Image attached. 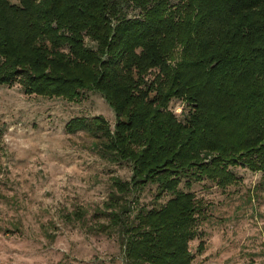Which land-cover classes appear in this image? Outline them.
Segmentation results:
<instances>
[{"label":"trees","instance_id":"trees-1","mask_svg":"<svg viewBox=\"0 0 264 264\" xmlns=\"http://www.w3.org/2000/svg\"><path fill=\"white\" fill-rule=\"evenodd\" d=\"M15 82L68 101L93 91L112 110V128L72 116L64 130L97 131L99 156L129 163L98 212L124 264H191L203 211L191 183L264 174V0H0V85ZM148 184L165 200L131 206Z\"/></svg>","mask_w":264,"mask_h":264},{"label":"rangeland","instance_id":"rangeland-1","mask_svg":"<svg viewBox=\"0 0 264 264\" xmlns=\"http://www.w3.org/2000/svg\"><path fill=\"white\" fill-rule=\"evenodd\" d=\"M181 104L168 102L166 110L174 113ZM72 116H102L110 128L114 122L93 91L68 101L24 94L17 82L0 85V264H124L120 238L115 230L100 232L106 220L98 212L111 178L129 179V163L99 156L94 143L104 137L97 131L66 132ZM232 170L237 179L223 188L206 179L191 183L203 208L199 237L189 242L191 264H264V174ZM154 194L148 184L126 198L131 206L150 207L167 197Z\"/></svg>","mask_w":264,"mask_h":264},{"label":"built area","instance_id":"built-area-1","mask_svg":"<svg viewBox=\"0 0 264 264\" xmlns=\"http://www.w3.org/2000/svg\"><path fill=\"white\" fill-rule=\"evenodd\" d=\"M178 108H179V109H181V105H180V106H178L176 109H174V113H177V111H176V110H177Z\"/></svg>","mask_w":264,"mask_h":264},{"label":"clouds","instance_id":"clouds-1","mask_svg":"<svg viewBox=\"0 0 264 264\" xmlns=\"http://www.w3.org/2000/svg\"><path fill=\"white\" fill-rule=\"evenodd\" d=\"M176 111H177V113H179L180 112V109L178 108Z\"/></svg>","mask_w":264,"mask_h":264}]
</instances>
